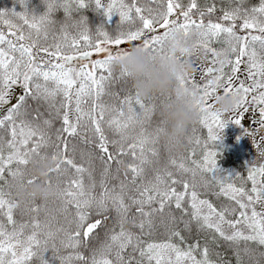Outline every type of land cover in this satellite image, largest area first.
I'll return each instance as SVG.
<instances>
[{
	"label": "snow or ice",
	"instance_id": "snow-or-ice-1",
	"mask_svg": "<svg viewBox=\"0 0 264 264\" xmlns=\"http://www.w3.org/2000/svg\"><path fill=\"white\" fill-rule=\"evenodd\" d=\"M18 3L0 8V264H232L221 243L235 264H264V159L229 174L215 148L226 123L250 110L255 128L241 134L259 149L264 0H228L216 19L217 5L198 0H41L39 12ZM84 8L118 14L115 30L93 32L73 16ZM175 32L194 33L210 61L200 81L178 78L199 92L191 103L206 136L186 128L185 149L164 141L162 156L166 121L153 117L163 98L109 84L127 83L114 60L132 47L160 54ZM221 93L235 98L231 112L215 109ZM49 159L53 207L50 197L18 195L40 182L30 166Z\"/></svg>",
	"mask_w": 264,
	"mask_h": 264
},
{
	"label": "clouds",
	"instance_id": "clouds-1",
	"mask_svg": "<svg viewBox=\"0 0 264 264\" xmlns=\"http://www.w3.org/2000/svg\"><path fill=\"white\" fill-rule=\"evenodd\" d=\"M195 34L185 35L182 32L172 34L166 49L160 54L149 55L145 50L132 47L127 54L113 61V69L127 73V82L132 91L141 96H161L162 102L157 105L156 115L166 121L160 134L164 141H170L176 146L182 144L186 128L196 122L198 112L191 103L198 96L197 89L190 85L182 86L178 78L194 71L193 57L204 59L207 55L204 49L194 45ZM223 59L222 55L218 56ZM217 111L231 112L235 98L223 93L213 98ZM253 134L259 135V149L256 151L264 157V127L255 129ZM52 160H45L38 165H31V173L40 182L18 189V195L23 197L30 193L36 198L51 196V189L43 183L46 171L52 166Z\"/></svg>",
	"mask_w": 264,
	"mask_h": 264
},
{
	"label": "trees",
	"instance_id": "trees-1",
	"mask_svg": "<svg viewBox=\"0 0 264 264\" xmlns=\"http://www.w3.org/2000/svg\"><path fill=\"white\" fill-rule=\"evenodd\" d=\"M139 3L144 4L145 6L152 5V0H138ZM186 3L187 0H184ZM198 2L203 7L206 3H215L217 5V9L215 14L211 17L212 19H216L221 14V8L228 6V0H198ZM235 2V0H233ZM258 3V0H246L245 6H250L252 4ZM28 6L29 8L39 12L43 10V4L41 3V0H28ZM154 6V5H152ZM0 8H14L16 11L21 10V5L18 3V0H0ZM84 15L87 18V23L89 27L95 31V27L97 25H103L109 32H113L117 26V22L119 20V16H111L110 19H106L102 13L98 11H93L91 8H84L80 10V12L73 13L74 17H78L79 15ZM54 18L57 21H60L63 19V11L57 10L54 13ZM208 17H205L207 19ZM118 74V71L114 70V75ZM122 88L131 89L129 83L126 84L122 81H115L114 83L109 84V89L112 91H121ZM132 90V89H131ZM158 116L155 115L153 117V123H155L158 120ZM193 129L195 130V135L201 136V138L206 136V130L203 129L200 125H198L196 122L191 124L188 127V134H193ZM163 143L164 140L161 139V151L162 156L163 153ZM187 145V141L183 139L182 144L180 146H176L177 151H183ZM216 148V163L218 168L221 167L222 169L230 170L231 168L236 170V172H241L243 175H246V166L243 162V159L239 157L231 148H228L223 144V142L218 139L215 143ZM203 192L204 190L201 189ZM204 195L213 201V203L219 205L221 203H227L226 199L223 196L215 197L211 194V191L205 192ZM39 202V200H38ZM49 207H53L55 205L54 198L50 197L48 200ZM17 219H20L19 212H17ZM241 248H243V244H241ZM220 250L222 252H225L224 259L225 260H231L232 264H235L234 257L231 256V252L228 250V246L221 243ZM247 257H245V260L247 261Z\"/></svg>",
	"mask_w": 264,
	"mask_h": 264
},
{
	"label": "rangeland",
	"instance_id": "rangeland-1",
	"mask_svg": "<svg viewBox=\"0 0 264 264\" xmlns=\"http://www.w3.org/2000/svg\"><path fill=\"white\" fill-rule=\"evenodd\" d=\"M112 16H118V14L113 13ZM121 46L127 47L126 44H123ZM93 58H96L95 54L93 55ZM193 62L195 64V70L193 71L194 78L197 81H200V77L202 74L201 69L209 64L210 61L207 59H201L199 57H193ZM240 75L243 78L244 73L241 72ZM254 119L255 114H252V112L249 110L248 113H245L244 116H242L239 125L233 124L231 121L226 123L224 128L221 130V135L219 137L220 141L223 142L225 146L231 148L239 157L243 159L245 166L246 162H255L258 164L262 159H264V157H261L258 154L256 148L253 146L251 137H249L247 134H241L243 128H255V124H253ZM256 138L259 139V135H257ZM219 169L222 172H226L229 174L236 172V170L232 168L230 170H226L219 167Z\"/></svg>",
	"mask_w": 264,
	"mask_h": 264
}]
</instances>
